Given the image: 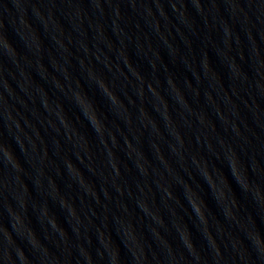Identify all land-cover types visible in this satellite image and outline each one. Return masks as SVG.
<instances>
[{
	"label": "water",
	"instance_id": "1",
	"mask_svg": "<svg viewBox=\"0 0 264 264\" xmlns=\"http://www.w3.org/2000/svg\"><path fill=\"white\" fill-rule=\"evenodd\" d=\"M0 264H264V0H0Z\"/></svg>",
	"mask_w": 264,
	"mask_h": 264
}]
</instances>
